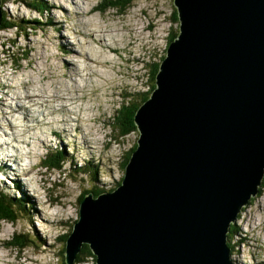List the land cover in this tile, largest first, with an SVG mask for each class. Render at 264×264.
Segmentation results:
<instances>
[{
    "label": "water",
    "instance_id": "water-1",
    "mask_svg": "<svg viewBox=\"0 0 264 264\" xmlns=\"http://www.w3.org/2000/svg\"><path fill=\"white\" fill-rule=\"evenodd\" d=\"M175 5L138 146L115 190L83 200L70 264L83 243L98 264H233L228 233L264 179V0Z\"/></svg>",
    "mask_w": 264,
    "mask_h": 264
},
{
    "label": "rangeland",
    "instance_id": "rangeland-1",
    "mask_svg": "<svg viewBox=\"0 0 264 264\" xmlns=\"http://www.w3.org/2000/svg\"><path fill=\"white\" fill-rule=\"evenodd\" d=\"M6 1L4 10L17 25L0 29V157L10 158L7 164L0 158V191L23 203L24 211L15 213L0 201L7 216L16 217L0 222V264H62L65 235L75 230L81 196L115 190L124 174V153L140 132L114 140L119 130L113 116L120 105L137 103L149 92L148 65L161 62L174 30L180 33L177 7L175 0H132L125 11L104 12L97 8L110 0ZM38 3L45 12L33 9ZM24 53L26 60L16 68L12 58L18 62ZM65 66L79 73L66 75ZM51 90L69 99L68 105L47 98L42 106L40 97ZM27 92L38 96L31 104L20 99L24 109L11 113L14 97ZM49 103H58L57 111L41 109ZM49 110L53 114L44 117ZM63 118L74 127L68 130ZM33 119L51 124L36 125ZM55 151L59 168H46V155ZM235 223L240 228L232 239L233 264H264V187ZM13 239L27 246H9Z\"/></svg>",
    "mask_w": 264,
    "mask_h": 264
},
{
    "label": "trees",
    "instance_id": "trees-1",
    "mask_svg": "<svg viewBox=\"0 0 264 264\" xmlns=\"http://www.w3.org/2000/svg\"><path fill=\"white\" fill-rule=\"evenodd\" d=\"M131 1L132 0H110V1H108V4H106V7H104L101 11H106L108 8H116V9H119L121 11H125L131 6ZM6 2H7L6 0H2V3H1V6L3 8V18H2L3 21H2V24L0 26V29H6L9 26L15 27L17 25V22L16 23L11 22L12 16L10 14H7V12L4 10V7L7 4ZM33 9L40 11V12H45V8H44V5L42 3H38L37 5H34ZM174 19H175L174 22L178 23L180 26L181 22L179 23L180 19H179V13L177 12V10H175ZM25 22L26 21H23V23H25ZM38 22L39 21H32V24L36 25V24H38ZM177 36H178V34L174 30L173 34L171 35V37L167 43V46H168L167 49L169 48L170 44L177 38ZM19 55H21V53ZM23 56L24 57H21L20 60H18V62H16L14 60V58H12V61H14L16 68H20L19 67L20 62L26 60L27 53H24ZM165 56H166V54L162 56L161 60H163L165 58ZM159 69H160V62L154 61L148 65V78L150 80V85H151L149 92L141 93V97L138 99L137 103L136 102L135 103L127 102L126 106L120 105L116 114L113 116V120H115V123H116V128L119 130V132L117 133L118 135L116 137H114V140L120 141V140H118L119 137H125V136L135 132V130L136 131L138 130L137 126L135 124L136 114H137L139 108L142 107L150 99V97L152 96V94L154 92V89L157 87V83H156L157 79L156 78H157V73H158ZM141 100H142V102H140ZM138 103H140V104H138ZM118 143H120V142H118ZM137 146H138V143L136 141L134 143L133 147L131 148V150L124 153L123 159L121 161L124 174L122 175V178L119 181L118 185H120L124 179L125 172H126V166H127L128 162L130 161V159L132 157V153L136 149ZM58 152L59 151L49 152L46 155V157L43 161V165L46 168H59V165L56 163V160L53 159L54 156H56L58 154ZM66 156H67V153H66ZM66 156H65L64 161L67 160ZM64 164H65V162H64ZM97 174H98V170L95 169L94 170L95 177L97 176ZM263 187H264V179L262 182V186L260 187V192L263 189ZM105 192H109V191H107L105 189ZM94 193H95V195H99L101 192H94ZM84 196L85 195L81 196L80 201L84 200ZM254 198L255 197H253L251 199V201H253ZM11 200H12L11 197H9L6 193L0 191V201L6 207H8V210H12L14 212L15 211L16 212L24 211V207H22L23 203H14ZM26 204L27 203H25L24 205H26ZM6 207H4L5 210L0 207V222L3 218H4V220H10L12 222L15 221L16 220L15 216H13L11 214H9V217L7 216L8 212L6 211ZM234 224H235V226L232 224V226H231L232 230L230 229V232L228 233V244L231 248L233 247V249H234V246L232 245V239L234 238V235H236V233L238 232V230L240 228V226H238L236 223H234ZM74 228H75V224H74L73 229ZM73 231L74 230H72L71 233L67 232L68 234L65 235L66 249H67L69 238H70ZM229 237H231V243L229 241ZM14 239L12 241H10L9 246H13V247L19 246L20 249H24L27 246V244L24 241H14ZM63 253H64V250H63ZM92 258L98 264V257L93 252L90 244L83 243L81 250L76 255V258H75L73 264H80V263H82L88 259H92ZM62 264H70L67 262V254L64 256V261Z\"/></svg>",
    "mask_w": 264,
    "mask_h": 264
},
{
    "label": "bare ground",
    "instance_id": "bare-ground-1",
    "mask_svg": "<svg viewBox=\"0 0 264 264\" xmlns=\"http://www.w3.org/2000/svg\"><path fill=\"white\" fill-rule=\"evenodd\" d=\"M46 4V3H45ZM47 5V4H46ZM48 9V8H47ZM75 12V11H74ZM63 20V19H62ZM79 22V21H78ZM80 24H82V25H84L85 23H83L82 21L80 22ZM56 28V27H55ZM56 30V29H55ZM57 31V30H56ZM115 37H117V36H115ZM115 37H114V39H115ZM113 39V40H114ZM112 40V39H111ZM61 41V40H60ZM62 41H64V40H62ZM68 50H71V49H68ZM68 50H66L67 52H69ZM98 58V55L96 56V58L95 59H97ZM64 69H65V74L66 75H69V73H71V74H73V73H76V74H78L79 73V70H77L76 72H74V70L72 71L70 68H68L67 66H65L64 67ZM157 79V78H156ZM29 90L30 91H32L30 88H29ZM34 91V90H33ZM63 92V91H62ZM16 93V92H15ZM17 94V93H16ZM44 96H42V97H44L42 100H41V98L42 97H40V100L38 101L42 106H44V103L46 104L48 101H52V100H54V99H56V101H58V102H63V104H62V107H66V105H68V103L66 104V102L69 100V99H67V100H65L66 98H64L63 96H62V93H60L58 90H55V91H53V90H51V93L50 94H46V92H44ZM36 96H38L37 95V93H34V95L33 94H31L30 92H27V93H25L24 95H19L18 94V96H15L14 97V100L13 99H11V100H13L14 102H15V106H11V109H12V111H11V113H17L18 111L20 112V111H22L21 109H24V107H23V105H21V104H19L20 103V99H22V100H25V103H28V104H31V103H33V101H34V98L36 97ZM37 98V97H36ZM47 98H49L48 100H47V102H45L44 100L45 99H47ZM58 99H60V100H58ZM37 102V101H36ZM44 102V103H43ZM39 104V105H40ZM54 104V105H53ZM61 104V103H60ZM59 104V105H60ZM58 106V103H57V105H56V103H49L48 105H47V109L45 108V107H43V108H41L42 110H48V109H53L54 108V110H56L57 111V109H55L56 107ZM61 107V108H62ZM74 107V106H73ZM61 108H59V109H61ZM76 110V109H75ZM59 111V110H58ZM21 113H23V112H21ZM53 114V111L52 110H49L48 112H46L45 114H43L44 115V117H46V118H48V115H52ZM62 114V113H61ZM26 116V115H25ZM61 119V118H60ZM34 120V119H33ZM59 120V118H56V117H53V121L52 122H55V123H57V121ZM13 122V121H12ZM34 122H35V124L36 125H38V124H51V122H49V121H41V120H39V119H35L34 120ZM62 122L65 124V127H68V130L70 129V128H72V127H74L73 126V122L70 120V119H67V118H63V120H62ZM32 124L33 125H35L33 122H32ZM59 126V125H58ZM62 128H63V126H62ZM52 130H54V129H52ZM65 130V129H64ZM27 131V130H26ZM55 131V130H54ZM74 132V131H73ZM73 132L71 131L69 134L70 135H73ZM65 133L66 134H68L67 133V130H65ZM6 143V142H5ZM3 145V144H2ZM1 145V146H2ZM88 146H89V144H88ZM15 154H12L11 156H14ZM1 159H2V162H5L6 164H7V161L10 159L9 157L7 158V160H4V155L2 156V157H0ZM16 161V160H15ZM20 165V164H19ZM15 213H17L16 211H15ZM38 213H39V211H38ZM232 230V229H231ZM1 256V255H0Z\"/></svg>",
    "mask_w": 264,
    "mask_h": 264
}]
</instances>
